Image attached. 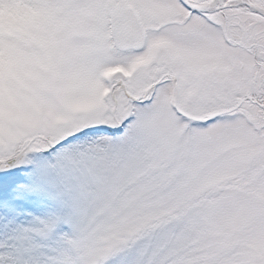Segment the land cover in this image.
<instances>
[{
    "label": "snow or ice",
    "instance_id": "1",
    "mask_svg": "<svg viewBox=\"0 0 264 264\" xmlns=\"http://www.w3.org/2000/svg\"><path fill=\"white\" fill-rule=\"evenodd\" d=\"M0 264H264V0H0Z\"/></svg>",
    "mask_w": 264,
    "mask_h": 264
}]
</instances>
